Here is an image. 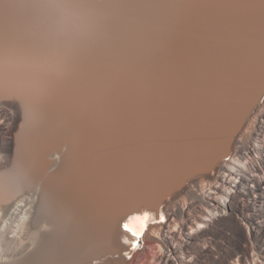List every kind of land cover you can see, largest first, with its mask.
<instances>
[{"label":"bare ground","instance_id":"bare-ground-1","mask_svg":"<svg viewBox=\"0 0 264 264\" xmlns=\"http://www.w3.org/2000/svg\"><path fill=\"white\" fill-rule=\"evenodd\" d=\"M144 212L142 264H264V0H0V264Z\"/></svg>","mask_w":264,"mask_h":264},{"label":"snow or ice","instance_id":"snow-or-ice-1","mask_svg":"<svg viewBox=\"0 0 264 264\" xmlns=\"http://www.w3.org/2000/svg\"><path fill=\"white\" fill-rule=\"evenodd\" d=\"M148 213L144 212L141 216L136 217H130L129 222H126L122 225V227L125 229L126 232L130 233L134 237H140L143 234V230L146 227L147 221H148ZM136 219L139 220L141 223L140 231H135L131 226L130 222L131 220ZM161 220H163V217L161 216ZM127 243V241H125ZM133 247H136L135 241L133 242Z\"/></svg>","mask_w":264,"mask_h":264},{"label":"rangeland","instance_id":"rangeland-1","mask_svg":"<svg viewBox=\"0 0 264 264\" xmlns=\"http://www.w3.org/2000/svg\"><path fill=\"white\" fill-rule=\"evenodd\" d=\"M188 183V182H187ZM186 183V184H187ZM163 220H161V219H156V220H153L151 223H158V222H162ZM145 246H147V249H149V250H152V248H153V243H151V242H148L147 241V243H146V241L144 240V243H143V246L140 248V249H138V250H136V252H134V253H130V254H126V253H128V252H125V254L127 255V257H128V259H127V262H129L128 264H142V261H143V258H144V255H142V254H140V251H142V249H143V247L145 248ZM139 252V253H138ZM136 253H137V255H136ZM140 259L141 257H142V259H137L136 258V256ZM141 255V256H140ZM134 258H136V259H134ZM134 259V260H133ZM131 260H133L132 262H131Z\"/></svg>","mask_w":264,"mask_h":264}]
</instances>
